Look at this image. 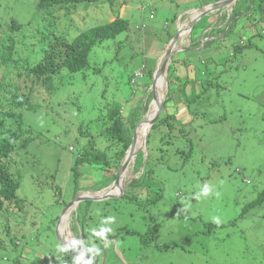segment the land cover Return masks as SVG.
<instances>
[{
    "label": "rangeland",
    "instance_id": "1",
    "mask_svg": "<svg viewBox=\"0 0 264 264\" xmlns=\"http://www.w3.org/2000/svg\"><path fill=\"white\" fill-rule=\"evenodd\" d=\"M250 4L238 0L198 19L185 40L186 35L179 34V50L175 48L170 63L176 68L171 70L170 104L175 107L170 111L184 123L178 124L184 135L174 130L179 136H173L164 151L160 137L153 135L148 146L147 140L135 153L129 179L117 196L89 204L81 201L66 223L62 212L77 195L107 191L117 181L119 173L115 177L114 171L120 170L128 151L123 143L108 150L107 171L92 165L82 168L83 189L74 196V156L90 141V134L101 132L93 120L106 113L105 103L117 102L128 118L126 135L133 132L134 140L137 129L132 130L129 116L133 120L141 112V123L152 108L153 93L140 89L142 83H129V77L143 66L145 74L148 66L157 65L183 23L191 22L186 20L191 12L202 5L194 0H101L68 15L62 11L57 18L39 10L37 0H0V24L17 20L24 25L16 48L31 63L44 57L56 37L73 38L117 16L132 24L116 39L95 46L89 68L79 73L63 70L49 86L38 84L39 110L23 112L34 139L4 160L20 178L17 194L25 201L8 203L0 213V264H51L53 258L62 264L72 239L75 245L85 247L87 241L99 247L104 235L118 233L105 243L102 264H264L263 200L245 211L264 192V20L257 18L259 11L246 17ZM232 18L233 31V21L228 23ZM52 19L55 29L48 25ZM143 23L147 25L138 30ZM226 25L227 31H222ZM210 38L214 40L205 48ZM16 65L21 63L9 67ZM100 67L102 72L95 73ZM169 75L168 71L167 81ZM187 78L192 80L187 85L190 94L204 92L189 109L180 92ZM169 89L168 82V94ZM190 142L194 150L188 155ZM106 145L103 140L100 147ZM148 152L150 173L131 185L145 172L144 162L139 169L138 160ZM96 184L99 187L93 189ZM204 185L210 188L208 195L201 194Z\"/></svg>",
    "mask_w": 264,
    "mask_h": 264
},
{
    "label": "trees",
    "instance_id": "2",
    "mask_svg": "<svg viewBox=\"0 0 264 264\" xmlns=\"http://www.w3.org/2000/svg\"><path fill=\"white\" fill-rule=\"evenodd\" d=\"M99 1L101 0H37V6L39 10L47 11V14L49 16L59 18L62 11H64L65 14L68 15L73 10H77L82 6L88 7L91 5H95ZM194 1H198L200 5H206L220 0ZM250 2V10H248V16L246 17H249V14L253 11H259L257 18L259 19L260 17L259 20H264V14L262 15V12H264V0H250ZM50 7L51 10L48 11ZM180 7L181 2L178 4L177 9H179ZM259 9H262V12H260ZM238 16L239 14H237L236 11L235 17ZM150 18L154 19L155 17L152 18L150 15ZM231 20L233 21V23L231 24L233 31L235 20L233 18L229 19L228 23ZM48 25H50L52 29H55L56 19H52L50 23H48ZM146 25V23H143L141 28L137 27V29L142 30V27H145ZM195 25L193 29L195 28ZM227 26L228 25L224 26V28H222V31H227ZM23 28L24 25L19 23L17 20H12V22L8 25L0 24V91L2 90L0 92V213L4 210L8 203H18V205H20L22 201H25L24 198L19 197L17 194V191L21 187L20 178L16 177L10 166L5 163L4 160L8 159L12 154L15 153L16 150L27 148L34 139V137L31 136L32 129L26 126L23 112H37L39 110V104L36 99V90L38 84L44 83L45 85L49 86L54 76L63 70H67L71 73H79L89 68L90 55L95 46L102 44L106 40L116 39L122 33L132 29V24L127 18L117 16L115 20L105 24L92 26L78 33L73 38L56 37L57 39L55 41H50V48L46 50L44 57L36 63L29 62V59L24 58L20 51L16 48L18 44V40L16 38L17 33H19L20 31H24ZM255 36L256 34L250 36L248 38V42L250 43L252 41V38ZM169 37L172 39L174 37L173 33L170 32ZM212 40L214 39L210 38L205 42V48H207L208 43ZM239 46L240 45L235 46L236 51H238ZM244 46H248L247 43ZM20 63L21 65L9 67L12 64ZM173 68L174 70H176V68L173 66L169 67L170 75L168 76V82L170 89L169 94L165 100L164 111L162 115L159 116L156 123L153 125L147 141L148 146L152 136L158 135L160 137L159 145L161 146L162 151H164L167 146L171 145L172 141L170 139H173V136H179L177 134H173L174 130L179 128L181 134L184 135V129H181V127L178 126V124L184 123H182L181 119L177 118L176 113H172L170 111L172 107H175L174 104H170L173 94L170 83L173 74L171 70ZM155 69V64L151 67L148 66L144 77L141 80H136L137 84L142 83L139 88L143 91H148L150 89L153 82L152 79ZM102 70L103 68L100 67L95 71V73H100L102 72ZM134 75L135 73H133V75L129 77V83H131V80L134 79ZM191 81L192 80L187 78L180 89V92L185 97V101L187 98L188 109L195 102V100L202 98V96L204 95L203 91L200 94L196 91L192 94L188 92L187 85L188 83H192ZM197 81L193 80V83L195 84L197 83ZM22 82L23 84H21ZM151 96L152 95L150 93L148 97ZM108 104L109 103L104 104L106 113L104 115L101 114L93 120V124L100 125L101 132L97 135H94L93 133L90 134V136L92 135L93 137L91 136L90 141L85 142L82 151L75 154L74 156V164L71 168L73 180L76 186L74 196H76V194L83 189H81L80 182L82 168L87 165H92L94 168H97L100 171H107L108 167L111 168V163L108 161V150L121 143H123L126 147L125 149L128 150L133 141V132L129 137H127L126 135V121L128 118L126 119L124 116L122 105L117 102L113 103L112 105ZM140 114L141 112H139L136 118L133 120H131L132 114H130L129 116L131 128L134 131L137 129V124L141 120ZM165 128L168 129V132L165 131ZM103 140L108 143L105 148L100 147V144ZM193 145V142H190L187 145L188 155H191L193 153ZM175 150L176 152L180 151V147H177ZM142 154L143 155H141L138 160V166L140 169L146 158L145 172L143 171L142 176L134 179L131 182V185H136V183L142 181L150 173V171L148 170L150 154L148 152L147 157L145 156V153ZM114 172V176L116 177L119 173V169L117 168ZM98 187V184H96L93 189H96ZM262 200L264 202V192L258 198L248 203V205L245 207V211H248L250 208L263 203ZM91 202V200H88L85 202V204H89ZM80 207L81 205L79 206V209ZM78 218H80L79 215ZM127 234H130L132 236L135 235V233L132 231H127ZM118 236H120L119 233L114 236L104 235V242H102L99 247H96L93 244L85 241V249L89 256V264H102V256L105 250V243L107 242L108 238H114ZM141 241L143 243H146V241ZM97 249L99 250L98 254L96 251ZM77 258V251L71 248L69 251L65 252L64 261L61 263L76 264ZM59 262L60 261H58V258H53L51 260V264H60Z\"/></svg>",
    "mask_w": 264,
    "mask_h": 264
},
{
    "label": "water",
    "instance_id": "3",
    "mask_svg": "<svg viewBox=\"0 0 264 264\" xmlns=\"http://www.w3.org/2000/svg\"><path fill=\"white\" fill-rule=\"evenodd\" d=\"M238 0H220V1H216L210 5H207V6H201L199 7L198 9L201 10L202 12L197 15L190 23V29L193 27V25L197 22L198 19H201L202 17L206 16V15H209L211 12L213 11H216V10H220L224 7H227L228 4H231V6H233L234 4L237 3ZM179 34H180V30H179V33L173 38V40L171 41L170 43V47L169 49L162 55L161 57V61L158 62V64L156 65V69H155V72H154V76H153V82H152V85L150 87V90H152V93H153V102L155 100H157V108L155 110V112L153 113L152 116L148 117L147 119H143L141 123L138 124L137 126V134L135 135V138L131 144V146L129 147L128 151H127V154L121 164V167H120V170H119V177L121 175V173L125 170L126 168V159L128 158V155L129 154H133L132 158L134 157V155H136L133 151H134V148L136 146V143H137V135H138V128H140V126H142V124L147 121V122H152V126H151V130H152V127L154 125V123L158 120L163 108H164V104H165V100L167 98V95H168V91L166 92L165 96L163 98H160V95L158 93V78L161 76V73L163 72H166V85L168 83L167 81V74H168V71H169V67H170V63H171V59H172V56L177 53L176 49H175V44H176V41L178 40L179 38ZM161 63V65H159ZM148 136H149V133L148 135L146 136V139H145V143L146 141L148 140ZM145 163H146V158H145V161H144V165H143V169L145 167ZM119 177L117 180H119ZM92 194L91 195H85L84 193H82V195H77L76 198L71 201L67 207L65 208V210H63L62 212V216L64 217V214L67 213L74 205H78L81 201H85V200H91V201H98V200H103V199H109V198H113V197H116L118 193H113V194H110V195H96L95 193L96 192H91ZM84 194V195H83ZM62 218V217H61ZM62 220V219H61ZM57 230L60 232V223L58 225V228ZM61 233V232H60ZM62 236V234H61ZM64 240V239H63ZM65 241V240H64ZM66 242V241H65ZM72 249H75L77 251V253H79L80 255L82 254L83 256V259H84V264H89V256L86 252V249L83 245H71Z\"/></svg>",
    "mask_w": 264,
    "mask_h": 264
},
{
    "label": "bare ground",
    "instance_id": "4",
    "mask_svg": "<svg viewBox=\"0 0 264 264\" xmlns=\"http://www.w3.org/2000/svg\"><path fill=\"white\" fill-rule=\"evenodd\" d=\"M228 5H231V4H228ZM227 5V6H228ZM192 13H196V15H193ZM201 13V11L199 12L198 10H193L191 12V16L192 17H189V19L187 18L186 20H192L194 17H196L197 15H199ZM190 23L191 22H186V24L182 25V29H181V32L180 34L183 32L186 37L183 39L185 40L187 37H190L189 33H190ZM177 44V43H176ZM175 48L179 50V48L175 45ZM161 61V60H160ZM162 62H160L159 65H161ZM165 87H166V72H163L161 73V76L158 78V93L159 95L161 96L160 98H163L166 94L167 91H165ZM157 108V100H155L153 102V105H152V108L149 110V113L148 115L144 118V119H147L148 117L152 116L153 113L155 112ZM151 126H152V122H147L145 121L142 126H140L139 128V136L137 138V143H136V146L134 148V153H137L140 149L143 148L144 146V143H145V139H146V136L148 135V133H150L151 131ZM133 154H129L128 157V162L126 163V168L125 170L121 173L120 177H119V180H117L116 182H114V184H112L110 186V188L106 191H102L101 193H95L96 195L99 194V195H110V194H113V193H116V191L121 187V186H124L126 183H124L126 180H128L129 178V173H130V165L134 163V159L135 158H132ZM134 157H136V155H134ZM127 160V159H126ZM120 183V184H119ZM124 183V184H123ZM82 192V191H81ZM85 195H91L92 193H84ZM83 194V195H84ZM82 195V194H81ZM77 205H74L67 213H66V216H65V222L66 223H69L70 222V217L72 215V211L73 209L76 207ZM70 233V232H69ZM73 241H69L71 243H77L74 239H72ZM74 244V245H75ZM77 263L76 264H84V259H83V256L82 254L80 255L78 253V260L76 261Z\"/></svg>",
    "mask_w": 264,
    "mask_h": 264
},
{
    "label": "clouds",
    "instance_id": "5",
    "mask_svg": "<svg viewBox=\"0 0 264 264\" xmlns=\"http://www.w3.org/2000/svg\"><path fill=\"white\" fill-rule=\"evenodd\" d=\"M207 5H210V4H206L205 6H207ZM202 6H204V5H202ZM195 8H197V10H198L199 12L201 11V10L198 9L199 6H196ZM190 9H191V8H190ZM187 10H188V9H187ZM201 12H202V11H201ZM187 16H188V15H187ZM187 16H185V18H186ZM183 17H184V15H182V19H183ZM194 18H195V17H194ZM194 18H193V19H194ZM193 19H192V20H193ZM192 20H191V21H192ZM195 24H196V23H195ZM195 24H194V25H195ZM194 25H193V27H194ZM193 27L190 29V31L193 30ZM144 75H145V74H144ZM143 77H144V76H143ZM143 77H142V78H143ZM142 78H140V79H138V80H141ZM209 192H210V188H209V186H208V185H204V187H203L202 190H201V194H202V195H208ZM109 219L111 220V219H113V218H109ZM214 222H216L217 224L220 223L219 218H214ZM108 231H110V229H108ZM99 234H100V235H103V233H99ZM96 251H97V254H98L99 250L97 249Z\"/></svg>",
    "mask_w": 264,
    "mask_h": 264
},
{
    "label": "built area",
    "instance_id": "6",
    "mask_svg": "<svg viewBox=\"0 0 264 264\" xmlns=\"http://www.w3.org/2000/svg\"><path fill=\"white\" fill-rule=\"evenodd\" d=\"M151 17L154 18L155 17L154 14H151ZM141 69H139L137 72H135L134 79L132 80V81H134V83H136V80H138V79H140V78H142L144 76V74H143Z\"/></svg>",
    "mask_w": 264,
    "mask_h": 264
},
{
    "label": "crops",
    "instance_id": "7",
    "mask_svg": "<svg viewBox=\"0 0 264 264\" xmlns=\"http://www.w3.org/2000/svg\"><path fill=\"white\" fill-rule=\"evenodd\" d=\"M151 14H152V13H151ZM153 14L155 15V13H153ZM155 18H156V15H155ZM155 18H154V19H155ZM196 23H197V22H196Z\"/></svg>",
    "mask_w": 264,
    "mask_h": 264
}]
</instances>
